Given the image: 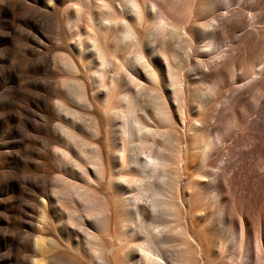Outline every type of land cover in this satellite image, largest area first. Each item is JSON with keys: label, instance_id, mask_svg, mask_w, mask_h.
Segmentation results:
<instances>
[{"label": "bare ground", "instance_id": "1", "mask_svg": "<svg viewBox=\"0 0 264 264\" xmlns=\"http://www.w3.org/2000/svg\"><path fill=\"white\" fill-rule=\"evenodd\" d=\"M151 15L160 25L145 36ZM49 24L85 36L48 48ZM54 49L78 73L68 94L82 109L117 101L114 192L91 179L105 177L111 158L95 108L90 123L79 119L94 142L62 131L78 157L68 170L53 139H44L53 152L24 148L49 161L44 172L26 173L32 162L15 149L40 140L19 132L22 121L50 134L53 108L66 107L52 103ZM0 145L13 161L0 173V211L18 208L24 227L9 251L0 240V264H19L18 244L20 264H264V0H0Z\"/></svg>", "mask_w": 264, "mask_h": 264}, {"label": "rangeland", "instance_id": "2", "mask_svg": "<svg viewBox=\"0 0 264 264\" xmlns=\"http://www.w3.org/2000/svg\"><path fill=\"white\" fill-rule=\"evenodd\" d=\"M222 3H225L226 0H220ZM70 4V1L65 2L62 5V9L58 12V19L60 21H62L63 23V16H62V11L64 8H66L68 5ZM153 15L149 16L146 19V22L143 24L142 26V30L144 31V35L145 36H150L155 34V30L158 29V26L160 25V22L158 21V19L156 17H154ZM157 20V21H156ZM48 25H44V29H46V36L47 38L44 40L45 45L50 48L52 47L51 42H63L68 44L69 41H71L74 37H84V32L79 30L80 34L74 35V36H70L67 32H64L62 35H58L57 32H59V28H57L56 30L54 28L51 27V25L49 24V27L51 28H47ZM52 31H51V30ZM51 31V33H49ZM56 31V32H54ZM74 38V39H75ZM61 39V40H60ZM54 40V41H52ZM208 39H202L201 42H199L200 47H202V49L204 51H209L211 49V47L207 44ZM53 58L55 59V61L52 63V67H56L57 68V75L59 76L58 79L53 80L51 87H50V91L52 94V103L53 105H55V107H57V105H59V103H62V101L66 102V107L63 106L62 108H53V112H56L59 115V121L52 124V130L50 127V134H47L42 132V130L40 128H37V126H25L23 121L20 124V128H19V132H23L25 134H28L29 137H37L39 142H34L32 140L29 141H25L23 144H21L20 146H16L15 149H21L20 153L23 156L24 159H28L32 162L31 166H28L25 168V172L26 173H32L35 172V170H38L41 172H44L48 169V165H49V161H45L42 158H39V156L36 155V152L32 153V152H28L25 151L24 148L28 147L30 148H37L39 150H44V149H48L49 146L46 143V138L49 139H53L56 142H58L60 145V149L64 150L66 149V153L68 154V158L66 161H64L63 166L66 170H68L70 168V165L72 162L77 160V151H76V147H74L73 145H69L66 142H64V133H62V131H64V128L66 127V129H70V131H68V133L72 132L74 129H76V131L79 133L81 140H87V141H91L94 142L96 137L88 132V127H86V125H84V123H90V119L91 116L94 115L93 109H97L99 111V113L104 117V128H105V137L106 140L108 142V149H110L111 152V158H110V162H109V167L110 170L106 173L104 178H101L100 176H98L97 174H92L91 175V179H94V181L97 183L98 188L106 191V192H114V180L117 177V171H119V161L116 158V150L112 149V140H116L117 137H112L111 132H113L115 135H118L122 129V121L121 119H123V116L121 114H110L109 111L112 110H117L118 108V104L117 101L114 100L111 104L112 108L108 109L107 111H101L98 106H94L93 109H82V102L78 103L72 96H69L68 94V90L74 91L77 90V83H76V79L78 78V73L74 72V71H70V69L66 68L65 66H63V62L64 59L63 55L64 52L62 50L59 49H54L53 51ZM61 53L62 55L60 56ZM59 54V55H58ZM129 57V54H127ZM56 56V57H55ZM22 58V54L19 50H15L12 54V59H21ZM53 59V60H54ZM65 67V68H64ZM89 73V72H88ZM28 75H30V77H34V76H40L41 72L39 70H36L35 72H29ZM61 76V77H60ZM90 95H96L97 100L96 103L102 101L103 99V90L99 89V88H94L93 91L90 93ZM64 99V100H63ZM61 102H60V101ZM29 101V97L28 96H24L23 98H21L20 100H17L18 105H25L26 103H28ZM57 103V105H56ZM114 115L115 118H114ZM78 119V120H77ZM79 119H84V123H82V121H80ZM78 121H80V123H78ZM44 137V138H42ZM43 140V141H42ZM42 142V144H41ZM47 146L44 148V146ZM43 147V148H41ZM55 150V147H52L51 152H53ZM10 160V162H9ZM51 162H53V160H51ZM13 161L10 158L9 153L7 152V148H5L4 146L0 145V173L3 172H7L12 165ZM72 166V165H71ZM74 168V167H73ZM109 182H111V184L109 185ZM41 199H39L40 202ZM59 206H66V207H71V205L67 202H59L58 203ZM6 209H9L11 211V213L9 214L10 217L6 218V216L3 214L5 212ZM62 210H56V216H60L63 215V221L65 220L64 218V214L65 212ZM60 213V214H59ZM58 214V215H57ZM62 220V218H61ZM60 220V221H61ZM10 224V229H6L7 225ZM20 227L22 230H24V227L21 224L20 221V216H19V209L7 204V207L4 206L3 209L0 211V240L1 243L3 244L4 249L6 248V251H9L11 248V244H12V238L13 235L15 233V227ZM74 233V236H78L80 234V230L78 228L74 229L72 231ZM114 232V226H111V232L109 233L110 235H108V239L111 241L112 240V235ZM43 235V234H42ZM41 236V235H40ZM42 237V236H41ZM108 245H111V243H108ZM60 249L63 251L65 249L64 246H61ZM13 257V260L19 262V264L22 262L23 258H24V251H23V246L22 245H16L13 246L12 248V252L10 254ZM229 258V257H228ZM230 260V259H229ZM236 261V262H235ZM234 264H237L239 262L238 259H234L233 260Z\"/></svg>", "mask_w": 264, "mask_h": 264}]
</instances>
